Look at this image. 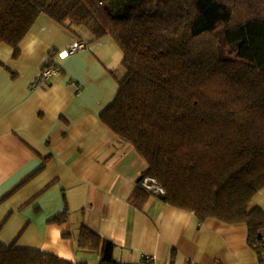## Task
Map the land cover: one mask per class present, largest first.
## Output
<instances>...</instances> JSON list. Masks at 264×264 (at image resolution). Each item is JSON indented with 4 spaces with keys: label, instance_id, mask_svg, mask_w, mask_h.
<instances>
[{
    "label": "trees",
    "instance_id": "trees-1",
    "mask_svg": "<svg viewBox=\"0 0 264 264\" xmlns=\"http://www.w3.org/2000/svg\"><path fill=\"white\" fill-rule=\"evenodd\" d=\"M42 14L122 49L120 89L101 118L147 162L135 197L152 192L142 181L154 176L168 204L246 223L263 262L264 210L253 200L264 188V0H0V45L18 52ZM79 246L119 264L115 244L88 226ZM0 264L74 263L0 240Z\"/></svg>",
    "mask_w": 264,
    "mask_h": 264
},
{
    "label": "crops",
    "instance_id": "crops-1",
    "mask_svg": "<svg viewBox=\"0 0 264 264\" xmlns=\"http://www.w3.org/2000/svg\"><path fill=\"white\" fill-rule=\"evenodd\" d=\"M76 30L42 14L18 52L0 45V240L74 264L96 252L99 264V252L79 246L85 225L115 244L119 264L144 254L160 264H263L246 223L200 219L154 192L135 197L147 162L101 118L120 89L123 51L111 36ZM77 40L87 46L61 58ZM49 62L61 73L36 86ZM253 205L264 210V188Z\"/></svg>",
    "mask_w": 264,
    "mask_h": 264
},
{
    "label": "built area",
    "instance_id": "built-area-1",
    "mask_svg": "<svg viewBox=\"0 0 264 264\" xmlns=\"http://www.w3.org/2000/svg\"><path fill=\"white\" fill-rule=\"evenodd\" d=\"M87 46V44L81 40L75 41L69 49L59 52V56L61 58H65L68 55L75 53L76 51L80 49H84ZM61 73V68L58 64H51L47 67H45L39 76L36 79L35 85L41 86L45 83H47L53 76L59 75ZM142 184L144 187L149 189L150 191L158 194L163 195L166 193L163 186L159 183V181L154 176H146L144 180L142 181ZM138 264H160L155 255L152 254H144L143 257L140 260V263ZM185 264H200L194 260H189ZM214 264H222L220 261H216ZM263 264H264V253H263Z\"/></svg>",
    "mask_w": 264,
    "mask_h": 264
},
{
    "label": "rangeland",
    "instance_id": "rangeland-1",
    "mask_svg": "<svg viewBox=\"0 0 264 264\" xmlns=\"http://www.w3.org/2000/svg\"><path fill=\"white\" fill-rule=\"evenodd\" d=\"M78 27H83L84 28V30H87V32L89 33V35H92V32L90 31V29L86 26V25H81V26H78V25H72V28L75 30V31H77L76 29H78ZM78 32V31H77ZM87 37H84V39H86ZM204 38H208V37H204ZM87 40V39H86ZM92 40H94V39H92ZM92 40L91 41H89V42H92ZM88 41V40H87ZM218 41V40H217ZM117 45V44H116ZM208 42L206 41V40H204V39H202L201 40V45H200V47H208ZM117 47L120 49V47L117 45ZM230 49V46H228V47H226L225 48V50H226V52L228 51ZM120 51H121V49H120ZM121 54H122V52H121ZM234 56H236V53H234L233 54ZM119 72V75L120 76H123V73H122V70L121 71H118ZM96 259H98V255H97V253L96 252H91L90 253V260H91V263L90 264H97V262H95V260ZM98 261V260H97Z\"/></svg>",
    "mask_w": 264,
    "mask_h": 264
}]
</instances>
